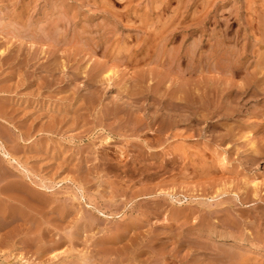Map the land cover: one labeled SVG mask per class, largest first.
<instances>
[{
  "label": "rangeland",
  "instance_id": "1",
  "mask_svg": "<svg viewBox=\"0 0 264 264\" xmlns=\"http://www.w3.org/2000/svg\"><path fill=\"white\" fill-rule=\"evenodd\" d=\"M158 1L0 0V118L24 136L5 145L71 209L27 207L37 220L0 234V264H264V0ZM0 159V187L25 175ZM88 205L114 216L78 233Z\"/></svg>",
  "mask_w": 264,
  "mask_h": 264
},
{
  "label": "bare ground",
  "instance_id": "2",
  "mask_svg": "<svg viewBox=\"0 0 264 264\" xmlns=\"http://www.w3.org/2000/svg\"><path fill=\"white\" fill-rule=\"evenodd\" d=\"M160 1V0H159ZM159 1H158V3H159ZM166 1V0H165ZM166 3V2H165ZM65 5H66V3H65ZM162 5H163V3H162ZM67 6V5H66ZM160 6H161V4H160ZM159 8V6H157L156 7V9H158ZM63 9V8H62ZM155 9V8H154ZM65 10V9H64ZM66 12V11H65ZM158 12V11H157ZM160 12V11H159ZM69 14V13H68ZM162 14V13H161ZM67 15V14H66ZM53 16V15H52ZM64 17V16H63ZM69 17V16H68ZM159 17V19H160V16H158ZM52 19V18H51ZM156 20V19H155ZM153 21V20H152ZM154 22V21H153ZM157 22H159L158 20H157ZM161 22V21H160ZM160 22H159V26L160 27H163V24L161 25L160 24ZM167 22V21H166ZM52 23V22H51ZM86 23V22H85ZM144 23V22H143ZM57 24V23H56ZM87 24V23H86ZM147 24H149V23H147ZM157 24V23H156ZM169 24V23H168ZM51 25V24H50ZM153 25V24H152ZM145 26V25H144ZM150 26V25H149ZM148 26V27H149ZM157 26V25H156ZM165 26H167L166 24H165ZM147 27V26H146ZM86 28V27H85ZM107 28V27H106ZM174 28V27H173ZM145 29V28H144ZM151 29V28H150ZM162 29V28H161ZM161 29L158 27V30L159 31H161ZM166 29V28H165ZM171 30V29H170ZM12 32V31H11ZM10 32V33H11ZM111 32V31H110ZM151 32H152V30H151ZM153 32H154V30H153ZM108 33V32H107ZM113 33V32H112ZM158 33V32H157ZM165 33V32H164ZM163 34V33H162ZM83 35V34H82ZM166 35V34H165ZM84 36V35H83ZM157 36V35H156ZM156 36H155V38H156ZM159 36H160V32H159ZM34 37V36H33ZM85 37V36H84ZM15 38H17V37H15ZM74 38V37H73ZM154 38V37H153ZM60 39V38H59ZM59 39H57L58 41H60ZM77 39V38H76ZM80 40V39H79ZM88 40V39H87ZM146 41V40H145ZM152 41V40H151ZM61 42V41H60ZM144 42V41H143ZM166 42V41H165ZM34 43V42H33ZM153 43V42H152ZM98 44V43H97ZM141 44V43H140ZM108 45V44H107ZM160 45V44H159ZM149 46V45H148ZM55 47V46H54ZM98 47V46H97ZM141 47V46H140ZM143 47V46H142ZM157 47V46H156ZM162 47H164V46H162ZM58 48V47H57ZM117 48V47H116ZM119 48V47H118ZM128 48V47H127ZM138 48H139V46H138ZM137 48V49H138ZM158 48H160V46L158 47ZM157 48V49H158ZM114 49V48H113ZM152 49V48H151ZM167 49H168V47H167ZM116 50H118V49H116ZM124 50V49H123ZM126 50V49H125ZM128 50H130V49H128ZM120 51H121V49H120ZM140 51V50H139ZM138 51V52H139ZM2 54L3 53H5V51L4 50H1L0 51ZM111 52V51H110ZM119 52V51H118ZM149 52V51H148ZM161 52V51H160ZM159 52V53H160ZM179 52V51H178ZM111 53H113V52H111ZM110 53V54H111ZM122 53V52H121ZM124 53H125V51H124ZM141 53V52H140ZM154 53H156V52H154ZM172 53V52H171ZM117 54V53H116ZM134 54V53H133ZM160 54H162V53H160ZM160 54H159V56H160ZM163 54H164V52H163ZM176 54V53H175ZM196 54V53H195ZM218 54V53H217ZM108 55V54H107ZM106 55V56H107ZM118 55H119V53H118ZM120 55H122V54H120ZM137 55V54H136ZM135 55V56H136ZM157 55V54H156ZM166 55H167V53H166ZM165 55V56H166ZM168 55H169V52H168ZM171 55V54H170ZM169 55V56H170ZM179 55V54H178ZM10 56V55H9ZM163 56V55H162ZM113 57V56H112ZM115 57V56H114ZM116 57H118L117 55H116ZM6 58V57H5ZM121 58V57H120ZM137 58V57H136ZM35 59V58H34ZM140 59V58H139ZM191 59V58H190ZM199 59V58H198ZM215 59H217V58H215ZM113 60V59H112ZM140 60H142V59H140ZM175 60V59H174ZM177 60V59H176ZM34 61V60H33ZM172 61V60H171ZM194 61H195V59H194ZM32 62V61H31ZM90 62V61H89ZM88 62V63H89ZM122 62H124L123 60H122ZM238 62V61H237ZM130 63H132V62H130ZM129 63V64H130ZM139 63V62H138ZM48 64V63H47ZM133 64V63H132ZM140 64V63H139ZM195 64V63H194ZM113 66V65H112ZM119 66V65H118ZM246 66V65H245ZM227 68V67H226ZM246 68V67H245ZM196 69V68H195ZM241 69V68H240ZM191 71H192V69H191ZM238 71V70H237ZM42 72V71H41ZM47 72H49V71H47ZM46 72V73H47ZM241 72V71H240ZM102 73H103V67L101 66V65H99V66H97L92 72H91V74H90V76H89V80H90V82L91 83H93L94 85H93V87H94V89L96 90V89H98V85H96L95 83H97V82H102L101 81V76H102ZM118 73H119V70H118V67H115V65H114V67H112V68H109L107 71H106V73H105V79H107V81H111L112 80V78H114V76L116 75H118ZM235 73V72H234ZM238 73H236V75H237ZM52 75V77H54L55 76V74L54 73H52L51 74ZM135 75V74H134ZM59 76V75H58ZM51 77V76H50ZM129 77V76H128ZM49 77H47V79H48ZM55 78V77H54ZM139 78H141L140 76H137L136 77V79L138 80ZM210 78V77H209ZM56 79V78H55ZM54 79V80H55ZM117 79V78H116ZM142 80V79H141ZM68 81V80H67ZM72 81V80H71ZM75 81V80H74ZM49 80H46V84L47 85H49ZM76 82V81H75ZM140 82V81H139ZM238 82V81H237ZM52 83H53V81H52ZM200 83V82H199ZM43 84V83H42ZM54 84V83H53ZM209 84V83H208ZM232 84V83H231ZM72 85V84H71ZM104 85V84H103ZM108 85V84H107ZM249 85H250V87L251 86H253L254 88H256L257 89V87H259V82L257 81V79H255V80H250V83H249ZM164 86V85H163ZM197 86V85H196ZM195 86V87H196ZM88 87V86H87ZM200 87V86H199ZM211 87V86H210ZM249 87V86H248ZM253 88V89H254ZM132 89V88H131ZM197 89V88H196ZM134 90V89H133ZM196 91V90H195ZM154 92V91H153ZM181 92V91H180ZM189 92V91H188ZM235 92H237V91H235ZM135 93V92H134ZM243 93V92H242ZM130 94V93H129ZM178 94V93H177ZM190 94V93H189ZM236 95H237V93H235ZM250 95H251V93H249ZM133 95V94H132ZM173 95V94H172ZM246 95V94H245ZM260 95V94H259ZM128 96V95H127ZM196 96V95H195ZM243 96H244V94H243ZM160 97V96H159ZM189 97V96H188ZM245 97V96H244ZM134 98V97H133ZM139 98V97H138ZM152 98H154V97H152L151 96V99ZM179 98H181V97H179ZM194 98H196V97H194ZM193 98V99H194ZM247 98V97H246ZM158 99H160V98H158ZM157 99V100H158ZM181 99H185V97H183V98H181ZM148 100V99H147ZM154 100V99H153ZM239 100V102H240V100L241 99H238ZM243 100V99H242ZM248 100H250V98L248 99ZM182 101V100H181ZM156 102V101H155ZM158 102V101H157ZM170 102V101H169ZM193 102H194V104L196 105L197 104V106H198V102H197V99H195V100H193ZM238 102V103H239ZM249 102V101H248ZM152 103V102H151ZM163 103V102H162ZM171 103H173V102H171ZM246 103V102H245ZM1 104V103H0ZM38 104V103H37ZM153 104V103H152ZM156 104V103H155ZM114 105V104H113ZM167 105V104H166ZM169 105H173V104H169ZM179 105V104H178ZM188 105V104H187ZM119 106V105H118ZM121 106V105H120ZM180 106V105H179ZM5 107V106H4ZM4 107L2 106V105H0V116H1V114H2V112H3V110H5L4 109ZM116 107V106H115ZM182 107H184L183 106V104H182ZM119 108V107H118ZM117 108V109H118ZM139 108V107H138ZM142 108V107H141ZM173 108H177V106H175V107H173ZM179 108V107H178ZM110 109V108H109ZM155 109V108H154ZM190 109V108H189ZM157 111V110H156ZM161 111V110H160ZM169 112V111H168ZM173 112V111H172ZM174 112H175V110H174ZM154 113V115L152 116V119H154V118H158L159 117V115H156V112L154 111L153 112ZM163 114H162V116H165L166 115V113L165 112H162ZM176 113V112H175ZM198 113V112H197ZM127 114V113H126ZM168 114V113H167ZM150 115V114H149ZM173 116V115H172ZM3 117V116H2ZM140 117V116H139ZM199 118V117H198ZM2 121H0L1 122V124L5 127L4 129L5 130H0V157H3V158H5V159H7L6 161L7 162H9L10 163V165H12V167L14 166L15 167V169L17 168L18 170H20V171H22L23 173H25V175L23 174V176H27L28 178H30L29 177V173H28V171L29 170H27L26 168H25V166L22 164V162L17 158V156H15V154L12 152V151H10L7 147H6V145H5V142H6V140H14V139H16V138H22L23 139V137L22 136H20V135H18L17 136V134L15 135V133L12 131V129H11V123H8V121H6L4 118H0ZM140 120V119H139ZM158 120V119H157ZM149 122V121H148ZM157 122V121H156ZM159 123L158 124H160V121H158ZM149 123H152V120L149 122ZM161 123H162V121H161ZM155 123H153L152 124V126L154 125ZM157 124V123H156ZM13 125V124H12ZM53 125V124H52ZM155 126V125H154ZM55 127V126H54ZM47 128H48V126H47ZM51 128L52 127H50L49 128V130H51ZM134 128L136 129L137 127L136 126H134ZM139 128V129H138ZM137 129L140 131V129H142V126H141V128L140 127H138ZM42 129V128H41ZM46 129V128H45ZM43 130H44V128H43ZM99 130H102V129H98V131H97V133H99ZM47 131H48V129H47ZM94 133V132H93ZM120 133V132H119ZM101 134V133H100ZM118 134V133H117ZM125 134V133H124ZM28 135V134H27ZM136 135V134H135ZM29 136V135H28ZM92 136V135H91ZM251 137V139H252V141H251V145L252 146H254L255 145V141L253 140V134H251V132H249L247 135H246V138H250ZM21 140V139H20ZM112 140H113V138L110 136V135H106V136H104L102 139H101V142H100V144H98V145H94V152L96 153V155H95V157H107V153L108 152H105V148L107 147V146H109V144L112 142ZM156 140V139H155ZM154 140V141H155ZM257 140V139H256ZM129 141V140H128ZM148 141H150V140H148ZM113 142H115V141H113ZM257 142V141H256ZM7 143H8V141H7ZM131 143H132V141H131ZM151 143V142H150ZM157 144H158V142H156ZM18 144V143H17ZM112 144V143H111ZM146 144V143H145ZM129 145V144H128ZM14 147H16L15 145H13ZM111 146V145H110ZM110 146H109V148H110ZM145 146V145H144ZM148 146V145H147ZM135 147V146H134ZM138 148V147H137ZM136 148V149H137ZM150 148V147H149ZM151 148H153V147H151ZM11 149V148H10ZM14 148H12V150H13ZM108 149V148H107ZM106 149V150H107ZM15 151H17L16 149H14ZM250 150V149H249ZM256 151H259V150H256ZM143 152H145V151H143ZM140 153V152H139ZM138 153V154H139ZM113 154V153H112ZM143 154V153H142ZM17 155V154H16ZM157 155V154H156ZM87 156V155H86ZM108 156H109V154H108ZM122 157H123V155H122ZM125 157V156H124ZM159 157V156H158ZM105 160V159H104ZM0 162H2V160L0 159ZM5 165V164H4ZM5 169V167L3 166V163L1 164L0 163V170H4ZM2 174V173H1ZM3 175V174H2ZM22 175V174H21ZM21 175H19L18 177L16 176L14 179H11L10 178V180L4 185V186H2V187H0V234L1 235H5V234H8V233H10L9 232V230H8V227L12 224V223H14V222H18V221H29L30 222V220L31 219H33V221L32 222H35L36 220H37V216L36 215H34V214H32L31 213V211L29 212V211H27V207H30V206H33L34 204H39V202L38 201H46V202H50V203H52V208H58L59 210H60V212H61V216H62V218H66L68 215H69V213L71 212V209H70V207H68V206H66L65 204H62L61 203V205H57L56 203V201H57V195H56V192H55V187H56V185L55 184H46V183H44L43 181H41V183H38V182H34V181H32V179L30 178L28 181L30 182V183H28L27 182V178L26 177H23V176H21ZM15 176V175H14ZM4 178H6L7 176H6V174H4V176H3ZM4 178H3V180H2V178H1V176H0V183L1 182H3L4 181ZM23 178H26V180L25 179H23ZM256 180V179H255ZM247 181V180H246ZM249 183V182H248ZM251 183V182H250ZM255 183H257V182H255ZM252 184V183H251ZM258 184H259V182H258ZM256 186V185H255ZM261 187V186H260ZM257 189H259L258 187H256ZM81 189V188H80ZM82 190V189H81ZM162 192H164V191H162ZM250 193H252V191H250ZM255 193H256V190H255ZM56 195V196H55ZM250 195H252V194H250ZM254 196L256 195V194H253ZM259 195H261V194H259ZM252 197V196H251ZM256 197V196H255ZM257 198V197H256ZM260 199V198H259ZM262 199V198H261ZM241 200V199H240ZM249 200V199H248ZM256 200V199H255ZM37 201V203H34V202H36ZM257 201V200H256ZM59 202V201H58ZM178 202H180L179 200H178ZM40 203H42V202H40ZM181 204V203H180ZM235 204V203H234ZM89 205H91V204H89ZM88 205V207H90V209H93V210H89L88 212H85V216L84 217H81L80 218V220L81 221H77L76 222V224H75V229L78 231V233H84V232H86L90 227H92V226H88V225H85L84 224V222L86 221V223L88 222V221H94V224L96 223V225H97V223H99L101 220H103V218H109V217H112V216H114V212L113 213H110V214H108L107 212H105V211H103L101 208H99L98 206H93V207H91V206H89ZM36 208V207H35ZM29 209V208H28ZM257 209V208H256ZM32 210V209H31ZM208 210H209V207H208ZM216 210V209H215ZM254 210H255V208H254ZM260 210V209H259ZM262 210V209H261ZM211 211V210H210ZM256 211H258V210H255V212ZM211 212H213V211H211ZM249 212V211H248ZM151 213H153V212H151ZM233 213V212H232ZM259 214V213H258ZM262 214V213H261ZM181 217H185V218H187V217H189L190 215H191V210H187V211H184V212H180V214H179ZM257 215V214H256ZM262 216V215H261ZM260 216V217H261ZM256 217V216H255ZM254 217V218H255ZM258 217V216H257ZM232 218V217H231ZM259 218V217H258ZM257 218V219H258ZM262 218V217H261ZM260 219V218H259ZM256 220V219H255ZM226 221V220H225ZM234 221V220H233ZM38 222V221H37ZM19 223H21V222H19ZM41 223H43L42 221H41ZM34 224V223H33ZM32 224V225H33ZM43 226V225H42ZM41 226V227H42ZM262 227H264V226H262ZM10 228V227H9ZM230 228V227H229ZM11 229V228H10ZM234 229V228H233ZM42 230V229H41ZM12 231V230H11ZM240 231V230H239ZM44 232V231H43ZM40 234H42V233H40ZM10 235V234H9ZM70 236V235H69ZM196 236V235H195ZM254 236H256V235H254ZM263 236V235H262ZM44 237V236H43ZM258 238V237H257ZM263 238V237H262ZM73 239V238H72ZM121 239V238H120ZM194 239V238H193ZM256 239V238H255ZM69 240H71V239H68V241ZM257 240V239H256ZM61 241H63V239L61 240ZM72 241V240H71ZM154 241V240H153ZM58 242H60L59 240H58ZM218 242V241H217ZM113 244V245H116L117 246V244H118V238H100V239H98L97 240V242H95V248H96V254L100 257V256H102V255H104V253L105 252H108V253H110V256H111V254H114L115 253V251H117V250H115L114 248V250L113 251H110L109 250V248H108V244L110 245V244ZM154 243H156V242H154ZM232 243V242H231ZM58 244V243H57ZM61 244V243H60ZM202 244V243H201ZM151 245V244H150ZM55 246V245H54ZM77 246V245H76ZM207 246V245H206ZM132 248V247H131ZM204 248V247H203ZM207 248H209V247H207ZM133 256V255H132ZM97 257V256H96ZM90 258V257H89ZM77 260H76V262H79V264H88L87 263V260H88V258H87V256L85 255V254H82V255H80V256H77V258H76ZM93 259V258H92ZM112 259V258H111ZM215 259V258H214ZM97 260V259H96ZM167 259H163L162 261H160V263L159 264H165L164 263V261H166ZM217 260V259H216ZM141 260H139V257L138 256H133L132 258H129V261L127 262V264H139V262H140ZM146 261H148V260H146ZM218 261H221V260H218ZM223 262H225V260H223ZM169 263V262H168ZM101 264V263H100ZM122 264V263H121ZM146 264H149V263H146Z\"/></svg>",
  "mask_w": 264,
  "mask_h": 264
}]
</instances>
